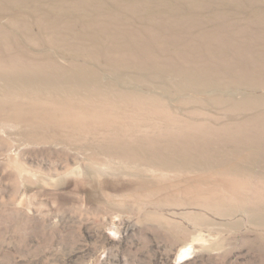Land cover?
<instances>
[{
	"label": "rangeland",
	"instance_id": "obj_1",
	"mask_svg": "<svg viewBox=\"0 0 264 264\" xmlns=\"http://www.w3.org/2000/svg\"><path fill=\"white\" fill-rule=\"evenodd\" d=\"M0 264H264V0H0Z\"/></svg>",
	"mask_w": 264,
	"mask_h": 264
},
{
	"label": "bare ground",
	"instance_id": "obj_2",
	"mask_svg": "<svg viewBox=\"0 0 264 264\" xmlns=\"http://www.w3.org/2000/svg\"><path fill=\"white\" fill-rule=\"evenodd\" d=\"M183 253H186V250Z\"/></svg>",
	"mask_w": 264,
	"mask_h": 264
}]
</instances>
